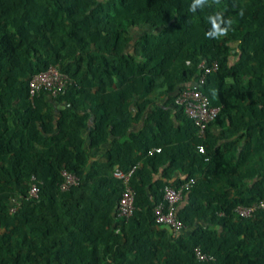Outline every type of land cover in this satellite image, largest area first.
<instances>
[{"label":"trees","instance_id":"16d2710c","mask_svg":"<svg viewBox=\"0 0 264 264\" xmlns=\"http://www.w3.org/2000/svg\"><path fill=\"white\" fill-rule=\"evenodd\" d=\"M194 3L0 0V264H264V210L235 212L264 201V0H203L193 12ZM216 13L232 24L226 36L206 38ZM140 25L153 31L131 47ZM202 60L219 64L202 88L220 108L205 140L176 104ZM52 66L72 84L32 102L30 79ZM160 99L165 106L146 118L156 133L130 134ZM111 137L106 159L91 162ZM156 145L160 154L149 155ZM136 165V211L124 221L113 172ZM175 170L195 183L178 212L187 231L174 237L153 209L167 186L183 182ZM64 171L81 182L62 192ZM197 246L215 261H197Z\"/></svg>","mask_w":264,"mask_h":264},{"label":"built area","instance_id":"2783aa9c","mask_svg":"<svg viewBox=\"0 0 264 264\" xmlns=\"http://www.w3.org/2000/svg\"><path fill=\"white\" fill-rule=\"evenodd\" d=\"M200 71L197 81L194 84H189L183 87L177 95L176 104L181 106L185 115L193 121L197 128V136L201 140L206 139V132L210 124H212L219 112V107L210 105L209 98L204 94L202 88L205 86L207 79L210 75L217 72L219 69L218 62L209 64L206 60H202L198 65ZM72 84L68 75L62 73L60 68L52 66L48 70L35 74L29 82V97L33 102L34 99L42 93L48 94L51 98H56ZM161 152V148H154L148 151L149 155ZM198 152L203 155L206 153L204 145H199ZM209 158H205L208 161ZM140 165V164H139ZM139 165L133 166L128 170H121L119 167L113 172L114 178L123 183V190L120 195L119 203L116 210V216L124 221H128L136 211V193L131 185V181ZM63 182L60 185V190L63 192L69 191L72 187L78 186L81 182L80 177L74 173L64 171ZM194 179H183L179 187L174 188L167 186L163 192V198L154 207V221L160 227L167 229L172 236L187 231V227L178 218L180 204L184 199L185 192L189 191L193 184ZM40 195V187L37 183H33L29 197L37 200ZM20 200H15L12 204L11 211L16 212L20 207ZM264 210V201L258 202L249 207L239 206L235 212L243 218H253L255 214ZM194 255L199 262H214L215 257L211 254L205 253L200 246L194 248Z\"/></svg>","mask_w":264,"mask_h":264},{"label":"crops","instance_id":"0c3cea01","mask_svg":"<svg viewBox=\"0 0 264 264\" xmlns=\"http://www.w3.org/2000/svg\"><path fill=\"white\" fill-rule=\"evenodd\" d=\"M152 31H153V28L150 27V26H147V25H140V26L132 28L131 29V35L133 37V41L131 43V47H133L144 35L152 32ZM160 106H162V107L165 106V99H163V100L160 99L155 104L150 105L148 107V109L144 112L142 118H140V120H138L137 122H135L132 125V129L130 131V134L139 133V132L143 131L146 127L148 129H151V132L152 131L155 132L154 126L153 127H149L148 126L149 124H148V120H146V118L153 112V110H155L157 107H160ZM132 112H133V114H136L138 112V110H137V108L135 106L134 107L132 106ZM171 119H172L173 122H175L176 128L181 126L182 123L177 121V119L175 117V110H172ZM150 124H152V123H150ZM87 134H88V132L86 131V133H85L86 137H87ZM184 135H185L184 132L183 133L180 132L179 139L184 137ZM113 139L114 138L111 137L108 143L104 144L103 146H101L98 149H93L92 150V152H91V159H92L91 162H93L95 160L102 161V160L106 159V157L108 156V152L112 148ZM154 148H160V147H158L156 145V146H153L151 149H154ZM155 154H160V152L159 153L156 152V153H154L151 156H154ZM169 167H170V164H168V163H166V164L164 163V165H162V167H161V164L156 165V168L158 169V171H157V175L155 176L154 180H156L158 178H161L162 169H168ZM172 179L173 180L185 179V177H184L183 173L180 170H175L173 172V174H172Z\"/></svg>","mask_w":264,"mask_h":264},{"label":"clouds","instance_id":"9594fccd","mask_svg":"<svg viewBox=\"0 0 264 264\" xmlns=\"http://www.w3.org/2000/svg\"><path fill=\"white\" fill-rule=\"evenodd\" d=\"M215 2L218 4L219 0H215ZM203 0H195V3L190 6V10L195 12V5L196 4H202ZM242 14V13H241ZM217 19L220 20L221 23H226V27L221 28L220 24L217 23ZM232 24L231 20L225 21L221 13H216L214 17H212V31L207 32L206 38H212V39H219L220 37L226 36L229 31V27Z\"/></svg>","mask_w":264,"mask_h":264}]
</instances>
